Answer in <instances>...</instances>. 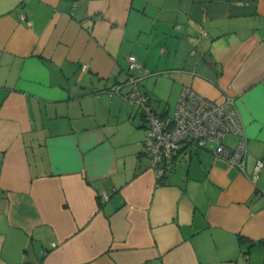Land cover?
I'll return each instance as SVG.
<instances>
[{
  "label": "crops",
  "instance_id": "obj_1",
  "mask_svg": "<svg viewBox=\"0 0 264 264\" xmlns=\"http://www.w3.org/2000/svg\"><path fill=\"white\" fill-rule=\"evenodd\" d=\"M130 55L164 119L235 100L243 171L182 144L156 181ZM228 263L264 264V0H0V264Z\"/></svg>",
  "mask_w": 264,
  "mask_h": 264
},
{
  "label": "built area",
  "instance_id": "obj_2",
  "mask_svg": "<svg viewBox=\"0 0 264 264\" xmlns=\"http://www.w3.org/2000/svg\"><path fill=\"white\" fill-rule=\"evenodd\" d=\"M127 62L126 80L105 89V92L109 97L119 96L141 110L146 129L141 154L149 159L157 182L163 179L168 163L178 154L182 144L202 148L206 143L213 142L216 145L213 151L216 157L244 170L247 155L245 140L241 137L233 148L224 144L226 136H241L243 131L233 98L227 97L223 103L217 104L184 87L175 105L174 116L170 120L164 119L150 106L149 97L139 91L140 79L148 71L132 55L127 57ZM261 168L262 162L256 161L251 176L253 182Z\"/></svg>",
  "mask_w": 264,
  "mask_h": 264
},
{
  "label": "rangeland",
  "instance_id": "obj_3",
  "mask_svg": "<svg viewBox=\"0 0 264 264\" xmlns=\"http://www.w3.org/2000/svg\"><path fill=\"white\" fill-rule=\"evenodd\" d=\"M140 85H141V82H139V87H138V88H139V91L141 92V89H140L141 86H140ZM149 103H150V101H149ZM170 105H171V104H170ZM170 105H169V106H170ZM170 108H171V111H170V112H171V115H172V114H173V112H172V111H173V106L171 105ZM208 146H212V145L208 144Z\"/></svg>",
  "mask_w": 264,
  "mask_h": 264
}]
</instances>
